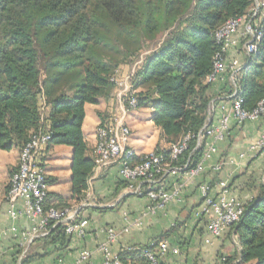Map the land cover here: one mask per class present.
Returning a JSON list of instances; mask_svg holds the SVG:
<instances>
[{
  "label": "trees",
  "instance_id": "1",
  "mask_svg": "<svg viewBox=\"0 0 264 264\" xmlns=\"http://www.w3.org/2000/svg\"><path fill=\"white\" fill-rule=\"evenodd\" d=\"M254 4L255 0H0V150H21L40 128L51 135L47 149H73L70 200L75 205L47 192L45 210L72 208L84 200L95 170L82 130L85 105L108 98L117 88L112 81L116 72L153 43L154 51L132 76L136 109L153 110L152 121L161 131L156 151L168 155V147L189 135L188 150L179 163L192 153L190 167H196L205 149L204 142L194 150L197 135L214 98V83L206 79L223 47L216 31L229 19L249 17ZM261 30L257 51L247 55L235 87L231 84L228 91L237 88L247 111L264 99V22ZM213 102L217 106L218 100ZM126 106L131 110L127 102ZM120 182L127 186L123 179ZM240 201L244 212L228 227L241 246L239 262L264 264V176L258 193L246 203ZM178 227L176 223L167 235ZM66 234L65 225L51 222L43 238L56 241ZM166 236L154 240L155 245ZM118 258L122 264L146 263L141 250L124 249ZM236 259L221 261L235 264Z\"/></svg>",
  "mask_w": 264,
  "mask_h": 264
},
{
  "label": "crops",
  "instance_id": "2",
  "mask_svg": "<svg viewBox=\"0 0 264 264\" xmlns=\"http://www.w3.org/2000/svg\"><path fill=\"white\" fill-rule=\"evenodd\" d=\"M264 3V0H257ZM244 28L233 36L226 60H237L244 65L247 54L244 49ZM124 67H122L123 70ZM121 70V74L124 75ZM231 82L222 78L211 86L210 94L218 100L214 106V122L224 114L222 106L229 108L231 100L228 91ZM124 106L116 88L108 98H100L98 104L85 105V118L82 130L88 143L87 156L95 157L97 142L96 130L100 123H111L124 113ZM148 111L147 113H144ZM152 109L127 110L126 123L131 129L128 145L138 154L144 155L155 150L161 141V131L152 121ZM264 132V114L255 121L238 124L231 121L228 136L217 143L218 151L207 159L202 170L195 176L185 178V187L177 199L165 207L149 212L152 202L148 197L123 196L125 187L120 182L119 165L114 164L94 171L85 192V203L80 213L88 224L85 237L66 234L65 239L37 237L29 247L25 246V232H32L39 226V218L26 214V205L19 199L14 206L21 215H10L8 189L11 176L19 165L20 149L0 150V264H75L81 253L88 251L93 264H102L104 252L100 247L107 243V229L113 227L117 237L109 245L110 254L118 257L128 246H143L167 235L179 223V227L168 234L164 241L180 252H169L161 257V264H223V257H238L240 263L241 246L235 233L226 228L221 236L213 237L208 231L211 212H205V202L201 186L210 187L214 198H236L244 203L258 193V181L264 176V156L249 152V147ZM163 147H167L161 142ZM72 152L66 145L45 148L40 154V162L46 168L51 183L48 192L71 201L72 191ZM245 154L241 157V154ZM220 164L221 169L214 167ZM182 178V177H180ZM227 185L228 193H223L221 183ZM106 207V210L100 208ZM14 228L16 231H14ZM84 262L83 264H87ZM128 264H140L129 261Z\"/></svg>",
  "mask_w": 264,
  "mask_h": 264
},
{
  "label": "built area",
  "instance_id": "3",
  "mask_svg": "<svg viewBox=\"0 0 264 264\" xmlns=\"http://www.w3.org/2000/svg\"><path fill=\"white\" fill-rule=\"evenodd\" d=\"M264 22V3L255 4L250 10L249 17H236L226 21L216 31V39L223 45L222 52L215 55L213 69L207 76L208 83H216L225 75H229V81L235 87L236 76L243 65L237 60L227 62L226 53L233 42V36L244 28L245 43L244 49L247 55L255 53L262 38V23ZM134 74V73H133ZM122 75L117 71L112 81L118 88V96L125 110L124 113L111 123H100L96 130L97 142L95 146V170L99 171L108 166L118 164L121 179L127 186L123 196L133 195L148 197L152 206L149 212H156L157 209L165 207L169 202L177 199L185 187V178L195 177L201 170L203 163L213 154L217 153V143L224 141L229 134L231 121L238 124L248 121H255L264 114V99L258 103L253 111H247L242 106V99L238 97L237 88L228 95L231 100L229 108L222 106L224 114L219 121L214 122V102L212 101L208 111L207 120L197 135L198 149L205 142V149L202 158L196 167H190L192 153L183 163H179L183 153L188 150L190 136L180 139L177 143L168 147V155L163 151L153 150L147 154L140 155L128 145L131 136V129L126 123V113L137 107V98L133 90L132 76ZM51 135L44 128L33 133L29 142L20 150L19 165L13 173L9 183L8 201L11 205L10 215L17 218L21 215L14 209L15 203L22 199L26 205V214L32 218H39V226L32 232H25V246L33 244L37 237H45L49 234V225L63 224L67 234H77L85 237L87 220L82 218L80 213L85 203L73 206L72 208L59 209L51 207L45 210V199L48 192V176L46 168L40 162V154L47 147ZM249 152L258 153L264 156V132L249 147ZM245 154H241L244 157ZM215 170H220L221 165L217 164ZM182 177V178H180ZM223 193H228L227 185L221 183ZM201 193L205 202V212H211L208 222V231L213 237L221 236L224 230L238 222L244 212L242 202L236 198L226 197L214 198L210 195L208 185L201 186ZM14 231L16 229L14 228ZM109 240L101 245L104 252L102 264H122L118 257H113L109 251V245L117 237L113 227L107 229ZM128 251L141 250L145 264H160L161 257L169 252L178 254L179 247H172L168 242L162 241L159 244L154 241L145 246H128ZM225 260V257L222 258ZM93 264L90 260V253L84 251L75 264ZM177 264V263H175Z\"/></svg>",
  "mask_w": 264,
  "mask_h": 264
},
{
  "label": "rangeland",
  "instance_id": "4",
  "mask_svg": "<svg viewBox=\"0 0 264 264\" xmlns=\"http://www.w3.org/2000/svg\"><path fill=\"white\" fill-rule=\"evenodd\" d=\"M154 51V43L151 44L149 47H146V49L144 50V52L138 57L136 58L135 60H133L132 63L130 64H125L123 67V74L124 75H130V74H133L135 73L136 69L138 66H140L142 64V61L144 59V57L149 54L150 52ZM137 110V109H135ZM144 113H147L148 114V111H145Z\"/></svg>",
  "mask_w": 264,
  "mask_h": 264
}]
</instances>
